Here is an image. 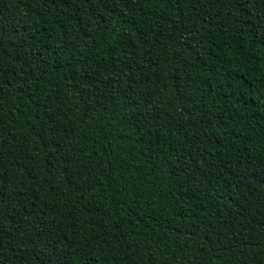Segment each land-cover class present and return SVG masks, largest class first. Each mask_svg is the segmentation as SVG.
I'll return each instance as SVG.
<instances>
[{
	"label": "trees",
	"instance_id": "trees-1",
	"mask_svg": "<svg viewBox=\"0 0 264 264\" xmlns=\"http://www.w3.org/2000/svg\"><path fill=\"white\" fill-rule=\"evenodd\" d=\"M0 264H264V0H0Z\"/></svg>",
	"mask_w": 264,
	"mask_h": 264
}]
</instances>
